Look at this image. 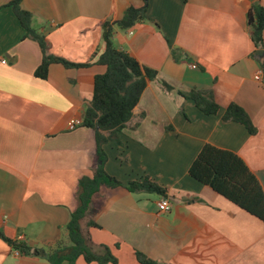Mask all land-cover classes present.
Returning a JSON list of instances; mask_svg holds the SVG:
<instances>
[{"label": "crops", "instance_id": "1", "mask_svg": "<svg viewBox=\"0 0 264 264\" xmlns=\"http://www.w3.org/2000/svg\"><path fill=\"white\" fill-rule=\"evenodd\" d=\"M10 1L0 0V231L51 252L70 245L66 226L79 205V182L96 167L95 132L69 124L83 121L95 78L106 72L97 64L104 24L142 0H22L49 55L90 65L54 63L45 80L35 76L42 50L25 38ZM256 5L264 0H149L148 21L116 29L115 48L158 75L105 146V169L125 185L151 177L168 189L173 208L159 214L157 195L103 190L83 223L100 226L91 229L94 252L106 245L119 264H139L136 251L159 264H264V223L189 173L211 144L237 154L264 190V80L255 79L264 71V55H256L264 46L256 48L248 25ZM192 90L212 91L221 113L206 116L180 94ZM232 104L249 114L257 135L223 120ZM0 264L51 263L16 255L0 238Z\"/></svg>", "mask_w": 264, "mask_h": 264}, {"label": "trees", "instance_id": "2", "mask_svg": "<svg viewBox=\"0 0 264 264\" xmlns=\"http://www.w3.org/2000/svg\"><path fill=\"white\" fill-rule=\"evenodd\" d=\"M184 1L187 2V0ZM21 3L22 0H12L8 6L12 7L26 30L25 38L36 41L42 50L43 62L35 73L37 78L47 79L49 67L54 63L66 68L90 66L71 63L63 58L49 55L46 37L33 28V16L22 8ZM148 10L149 0H142L140 7L134 5L128 7L122 19L104 24L103 36L106 49L100 55L97 64L106 67V72L95 78L93 97L85 110L82 124L83 127L95 132L96 167L91 177H83L79 182V205L66 226L70 245L51 252L33 250L25 242L7 239L0 231V238L7 241L22 256L43 257L51 264H78L80 258H83L87 264H119L108 246L100 245L102 250L100 254L93 251L91 229L100 228V226L90 220L86 228L83 227L88 214L94 210V204L101 200L99 197L101 192L123 188L132 194H154L162 199H169L168 189L151 177L146 176L125 185L105 169L108 161L105 146L115 141L118 133L126 128L134 117V109L138 106L149 83L157 79V71L141 65L129 53L116 49L113 43L116 29L129 30L139 23L148 21ZM248 25L256 48H262L264 46V7L260 5L252 7L248 14ZM162 87L166 91L172 90V87L165 82L162 83ZM180 94L192 100L206 116L221 113V107L216 102L212 91L192 90L189 93ZM223 120L243 125L252 136L258 133L249 114L236 104L226 109ZM189 173L193 179L264 223V190L258 178L237 154L207 144L191 165ZM135 256L139 264H159L142 252L136 251Z\"/></svg>", "mask_w": 264, "mask_h": 264}, {"label": "built area", "instance_id": "3", "mask_svg": "<svg viewBox=\"0 0 264 264\" xmlns=\"http://www.w3.org/2000/svg\"><path fill=\"white\" fill-rule=\"evenodd\" d=\"M3 64H6L7 62L4 60L2 62ZM193 68L196 67V65H191ZM255 79L259 82H262L264 80V71L261 70L256 76ZM83 121L82 120H72L70 122V126L72 128L78 127V126H82ZM157 207H158V213L159 214H167L169 212H171L172 208H173V204L170 201V199H161L158 203H157ZM16 255H21L20 252L18 250H16Z\"/></svg>", "mask_w": 264, "mask_h": 264}, {"label": "water", "instance_id": "4", "mask_svg": "<svg viewBox=\"0 0 264 264\" xmlns=\"http://www.w3.org/2000/svg\"><path fill=\"white\" fill-rule=\"evenodd\" d=\"M256 55H260V56L264 55V50L256 51Z\"/></svg>", "mask_w": 264, "mask_h": 264}, {"label": "rangeland", "instance_id": "5", "mask_svg": "<svg viewBox=\"0 0 264 264\" xmlns=\"http://www.w3.org/2000/svg\"><path fill=\"white\" fill-rule=\"evenodd\" d=\"M149 11V10H148ZM120 30V29H119ZM122 31H126V30H122Z\"/></svg>", "mask_w": 264, "mask_h": 264}]
</instances>
